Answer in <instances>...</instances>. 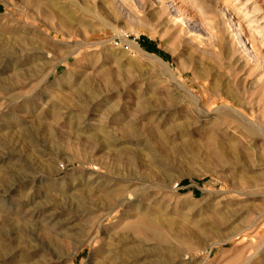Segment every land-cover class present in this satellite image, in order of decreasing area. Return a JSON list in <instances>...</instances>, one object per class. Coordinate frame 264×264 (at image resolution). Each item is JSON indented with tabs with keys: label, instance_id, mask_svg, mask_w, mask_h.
<instances>
[{
	"label": "rangeland",
	"instance_id": "rangeland-1",
	"mask_svg": "<svg viewBox=\"0 0 264 264\" xmlns=\"http://www.w3.org/2000/svg\"><path fill=\"white\" fill-rule=\"evenodd\" d=\"M84 85L80 107L56 102ZM55 104L57 142L37 129ZM139 105L162 131L185 126L169 147H195L149 167L145 141L89 143L119 138ZM262 134L264 0H0V216L28 223L0 238V264H99L140 246L159 250L127 264H243L259 250L264 264V186L250 187L264 180ZM215 141L237 142L239 164L216 160ZM117 186L123 207L105 217L96 196ZM148 207L167 222L164 242L125 228ZM164 255L172 261L154 262Z\"/></svg>",
	"mask_w": 264,
	"mask_h": 264
},
{
	"label": "bare ground",
	"instance_id": "bare-ground-1",
	"mask_svg": "<svg viewBox=\"0 0 264 264\" xmlns=\"http://www.w3.org/2000/svg\"><path fill=\"white\" fill-rule=\"evenodd\" d=\"M163 65L166 68L167 72L169 73V78L171 80L176 81L177 79L173 75V71H172L171 66L169 64H165V63ZM87 86L88 85H84L83 87L78 88L77 91L69 92V95H64V94L58 93L55 97V100L57 103H60L61 105H65L68 108L80 107V105H78V103L75 101L74 96L76 98L81 97L82 94H84V92L86 90L85 88ZM105 86L108 89H110V87H111L110 83H106ZM18 87H19V84H17L16 82H12V83H10L9 87L6 88V90H7V92H14L15 89H17ZM152 108L153 107H148L146 105L137 106V114L136 115L138 116V118L129 120L127 122V124L122 129H120V131H119L120 133L118 134V135H120L119 138H117V137L115 138L114 137L115 134L113 135L112 133L109 132V130H108V132L101 131L99 135L96 134L97 136L89 135V138H88L89 143L98 144L99 139H102L103 141L108 142L109 144H116L117 142H119L120 140H123V139L128 140V141L138 142V143L145 141V145H149L151 148V154L147 157V160L150 162L149 167L154 166L155 162H154L153 157H155V156H157V157L159 156L161 159H169L170 155H172L176 150L180 151V153L183 152V149H182L183 146L195 147L194 145H192V142L189 140H186L181 147H177V146L169 147L170 139H171L170 134L173 133L172 135L175 136L177 132H180L181 135L178 136V138L188 136L186 133L182 132V128L185 126L184 125L176 126L175 124L172 123L169 127L163 129V131L160 130L158 128L157 124L154 123V121L152 120V117H150L149 120H147L148 118H146V116H145V113H149ZM56 111H57V107L55 104V108L52 109L53 113L51 116L52 117V123L51 124L46 123L45 126L43 127V124H44L43 122H41V121L37 122V129L40 131L44 129L45 133H48L49 135H51L54 138V142H57V135L54 133V131H55V129L61 127V124H62L61 119H60V114H58ZM113 111L114 110L112 109L111 112H113ZM233 112L236 113V111H233ZM249 127H251V126H249ZM103 129L104 128H102V130ZM38 130H37V132H38ZM98 130H99V128H98ZM95 132H94V134H95ZM262 132H263V130H262ZM252 134L255 135V132H252ZM262 135H264V134H262ZM38 136L39 135H37L36 132H33V133L31 132L30 139L32 141H34V140L38 139ZM257 145H259V144H257ZM214 146L215 147L213 148V150L215 153L214 157L216 158V160H218V161L222 160L223 161L224 158L230 157L231 161H233V164H235V165L239 164L240 158H241V149L239 147V144H237V142H236V144H233L230 148H227L224 145H221V143H219L218 141H215ZM206 151L208 152V150H206ZM113 152L111 151L110 153H113ZM77 153L79 156L84 155V154H81L80 152H77ZM34 158L35 157L33 155H30V157L27 160L29 163H31L34 161ZM121 159H122V157L118 158L117 160H118V162L123 163V165H125V166H134V165L138 164V161H137L135 156L131 157L130 159H127L126 161L121 160ZM44 168L46 170V173L49 174L50 171L48 170V166H44ZM13 174H14V176L17 174L21 178H22V175H24L18 169H16V170L13 169L12 175ZM263 181H264L263 177H261L259 175L254 176L252 178V182L250 181L251 182L250 187L251 188H260V187L264 186ZM127 193H128L127 188H124L122 186H117V187L113 188V190L111 192L104 191L100 195L96 196V199H97V202H96L97 207L96 208H98V210H100L102 212H106V214H104L105 217L110 216L115 208L123 207L124 198H125ZM153 210H155V209H153V207H148L147 211H142V212L137 213L136 219L133 222H129V223L125 224V228L128 232L131 231L133 233H138L139 236H142L143 239L155 241V243H161V242L165 241V238L162 237V231L165 229V227H168V225H167L166 220L160 214L155 213L156 211L153 212ZM1 215L2 216H0V238L8 236V235H13L16 232L17 233H21V232L24 233L26 226L28 224L25 222L26 220H22L20 217H14V219L13 218L11 219L9 217L3 216V214H1ZM28 215H31V214H28ZM120 219H121V221H125L127 219V215L123 214L120 217ZM249 229H251V226H250V228H247L246 231ZM5 248H7V247H5ZM157 250H159L157 247H152L151 249L146 250L142 246H140L137 249L134 248L133 250H130V249L126 250V249L121 248V249H117L113 253H111L110 257L102 256L101 260L99 261V264H118L117 263L118 255L120 257H122L121 264H127L130 262L131 256L136 255V253H139V254L140 253H146V252L154 253ZM259 251L257 252L256 255H258L260 253ZM256 255L253 257L252 256L248 257L247 260L243 264H256L255 262H257V260H258V259L255 260ZM0 259H1V255H0ZM164 261L170 262L172 260H171V257L169 255H164L162 257V259H158L154 262L155 263L156 262L161 263Z\"/></svg>",
	"mask_w": 264,
	"mask_h": 264
}]
</instances>
